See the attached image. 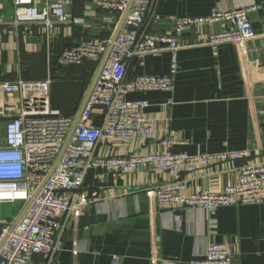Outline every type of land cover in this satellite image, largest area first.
<instances>
[{
	"label": "built area",
	"instance_id": "2783aa9c",
	"mask_svg": "<svg viewBox=\"0 0 264 264\" xmlns=\"http://www.w3.org/2000/svg\"><path fill=\"white\" fill-rule=\"evenodd\" d=\"M77 0H0V67L7 38L17 43L35 26L45 29L48 41L60 26L75 27L84 18L70 9ZM99 9L124 14L131 0H82ZM153 0H134L117 38L81 39L64 48L57 57L62 67H78L103 59V67L64 153L60 154L76 115H65L52 106L53 78L49 71L42 80L25 79L21 72L12 80H1L0 90L12 99L0 108V264H51L59 250V233L64 220L95 199L85 188V178L93 170L130 174L154 168L160 176L154 186L160 209L191 208L213 212L221 207L264 199V158H253L250 149L190 154L174 150L179 140L167 136L162 149L148 153L132 150L99 153L100 146L128 140L148 141L155 129L146 98L130 94L149 91L173 92L179 71L180 36L186 31L216 22L221 32L210 34L203 44L217 55L226 43H244L257 36L251 15L261 6L253 4L230 10L215 8L208 16H169L176 23L174 35L151 30ZM11 5L13 14L6 18ZM22 31V32H21ZM171 54V67L163 75H138L130 79L132 62L143 64L149 55ZM17 53H20L19 51ZM50 70V67H49ZM20 71H22L20 67ZM1 74V73H0ZM100 113L102 121L95 124ZM60 157V158H59ZM239 161L236 178L220 191L191 190L195 173L217 164ZM5 203H21L12 218H3ZM232 253L221 242L211 243L198 264H231ZM113 255L112 264H120Z\"/></svg>",
	"mask_w": 264,
	"mask_h": 264
},
{
	"label": "crops",
	"instance_id": "0c3cea01",
	"mask_svg": "<svg viewBox=\"0 0 264 264\" xmlns=\"http://www.w3.org/2000/svg\"><path fill=\"white\" fill-rule=\"evenodd\" d=\"M253 4L261 6L251 15L257 36L244 43L223 44L217 55L201 41L221 32L224 23L186 30L180 36L183 47L178 53L174 91L129 95L151 103L148 111L155 119V129L150 139L110 143L100 146L99 153L127 154L138 150L144 154L161 150V140L171 135L179 140L176 151L198 154L250 149L253 158H264V0H155L150 21L156 15L162 18L152 19L150 27L155 33L174 35L176 23L169 16H208L215 8L230 10ZM70 9L84 22L72 28L60 26L50 41L42 26H35L18 43L7 38L1 80L32 71V62L38 66L41 56L45 57L41 68L47 75L49 71H83L57 63L62 46L88 37H113L123 17L82 0ZM170 67L169 52L149 55L143 64L131 63L128 77L163 75L169 73ZM84 71L92 69L87 66ZM11 99L0 90V108ZM101 121L102 116L97 113L94 122L99 125ZM239 164H217L195 173L191 190H222L236 178ZM159 180L154 168L130 174L101 169L89 172L84 184L95 200L64 220L59 250L51 264H112L113 255L120 256V264H198L214 242L227 245L232 253L231 264H264V199L213 212L160 209L154 190Z\"/></svg>",
	"mask_w": 264,
	"mask_h": 264
},
{
	"label": "rangeland",
	"instance_id": "374dc122",
	"mask_svg": "<svg viewBox=\"0 0 264 264\" xmlns=\"http://www.w3.org/2000/svg\"><path fill=\"white\" fill-rule=\"evenodd\" d=\"M12 14H13V8H11V5H9L7 7V10L5 11V16H6V18H9ZM21 35H22L21 37H23L26 34L21 33ZM24 58H25V56L23 57V60H24ZM42 64H43V60H39L38 66L35 65V63L33 61L31 64V67H30V70H32V71H28L25 74L31 79L35 78V80H41V79L45 78L44 74L47 71H43V68H41ZM87 64L88 63H86L84 65H87ZM98 68H99V63L97 62V63H94L93 71H67V74L63 73L61 75H58L55 77V80H54V90L57 91L58 88L60 87V91L62 93H64V92L66 93L67 90H72V89H73L74 93H77L78 88H80V86H81L80 85L81 81L84 79L85 87L81 91L79 105L77 107V110H78V108L82 104V102H83V100H84V98H85V96H86V94H87V92L91 86V83L95 77V74H96ZM71 73H72V75H71ZM70 94L71 93L60 94V92H59L58 97L56 95V100L59 99L58 101H60L61 104L64 105V100L71 99ZM20 207H21V203H16V204L5 203V204H3V206H2L3 218L14 217V215H16L18 213Z\"/></svg>",
	"mask_w": 264,
	"mask_h": 264
},
{
	"label": "trees",
	"instance_id": "16d2710c",
	"mask_svg": "<svg viewBox=\"0 0 264 264\" xmlns=\"http://www.w3.org/2000/svg\"><path fill=\"white\" fill-rule=\"evenodd\" d=\"M80 38V37H79ZM88 38H90V37H88ZM81 39V38H80ZM67 46H62V48L60 49V51L58 52V54L64 49V48H66ZM45 53V52H44ZM41 58L43 59V61H45V57H43V56H41ZM94 63H97V62H88V64L87 65H83V66H78V67H71V68H82V70L84 71L85 70V68H87V66H89V67H91V69H92V71H93V69H94ZM26 72H28V71H23L22 72V76L25 78V79H29V77L25 74ZM46 74V73H45ZM44 74V75H45ZM58 75H61V73L60 74H57L55 71H52V73H51V76H52V78H53V81L55 80V77L56 76H58ZM47 74H46V76H45V78H47ZM45 78H43V79H45ZM73 78V77H72ZM81 86H80V88H78V91H77V93H74L73 92V89L72 90H67L66 91V93L64 92V93H62L61 91H60V87L58 88V90L57 91H55L54 90V82H53V84H52V106L54 107V108H58V109H60L65 115H68V116H74L75 115V113L78 111L77 110V107H78V105H79V100H80V96H81V91H82V89L85 87V83H84V79L81 81V84H80ZM59 92H60V94H69V93H71L70 95H71V99H66V100H64V105L63 104H61V102L60 101H58V100H56V95H57V97H58V94H59ZM79 109V108H78Z\"/></svg>",
	"mask_w": 264,
	"mask_h": 264
},
{
	"label": "water",
	"instance_id": "95a60500",
	"mask_svg": "<svg viewBox=\"0 0 264 264\" xmlns=\"http://www.w3.org/2000/svg\"><path fill=\"white\" fill-rule=\"evenodd\" d=\"M154 1H155V0L152 1V4L154 3ZM133 2H134V0H131L130 7H129V8L125 11V13L123 14V17H122V19H121V21H120V23H119V25H118V27H117V29H116V31H115V34H114V36L112 37L113 41L117 38V36H118V34H119L121 28L123 27L124 22H125V19H126L128 13H129V11H130V8H131ZM152 4H151V6H152ZM68 46H69V45H68ZM112 47H113V45L111 44V45L108 47V50H107V52L105 53L103 59H102V60L100 61V63H99V68H98V70H97V72H96V74H95V77H94V79H93V81H92V83H91V86H90V88H89V90H88V92H87V94H86V96H85V98H84V101H83V103H82V105H81V107H80L78 113L76 114V117H75V120H74L73 126H72V128H71V130H70V133H69L67 139H66V142H65V145H64V147H63V150H62V152H61V154H60V157H61V155L64 153V151H65L67 145L69 144V142H70V140H71V137H72V135H73V133H74V131H75V128H76V126H77V124H78V122H79V120H80V118H81V115H82V113H83V110H84V108H85V106H86V104H87L89 98H90V95H91V93H92V91H93V89H94V87H95V85H96V82H97V80H98V78H99V76H100V73H101L103 67L105 66V64L107 63V61H108V59H109V56H110V53H111ZM60 157H59V158H60Z\"/></svg>",
	"mask_w": 264,
	"mask_h": 264
}]
</instances>
